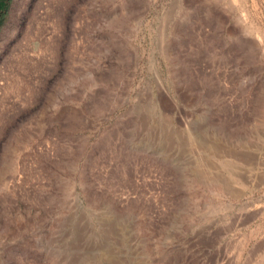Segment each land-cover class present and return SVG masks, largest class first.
Returning a JSON list of instances; mask_svg holds the SVG:
<instances>
[{"label":"rangeland","instance_id":"374dc122","mask_svg":"<svg viewBox=\"0 0 264 264\" xmlns=\"http://www.w3.org/2000/svg\"><path fill=\"white\" fill-rule=\"evenodd\" d=\"M0 264H264V0H8Z\"/></svg>","mask_w":264,"mask_h":264},{"label":"trees","instance_id":"16d2710c","mask_svg":"<svg viewBox=\"0 0 264 264\" xmlns=\"http://www.w3.org/2000/svg\"><path fill=\"white\" fill-rule=\"evenodd\" d=\"M7 3H8V0H0V24L5 17Z\"/></svg>","mask_w":264,"mask_h":264}]
</instances>
